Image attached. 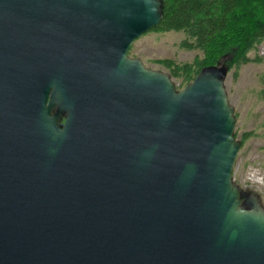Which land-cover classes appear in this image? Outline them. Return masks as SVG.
<instances>
[{
  "label": "water",
  "instance_id": "obj_1",
  "mask_svg": "<svg viewBox=\"0 0 264 264\" xmlns=\"http://www.w3.org/2000/svg\"><path fill=\"white\" fill-rule=\"evenodd\" d=\"M162 13L0 0V264H264V207L232 179L230 59L177 89L127 55Z\"/></svg>",
  "mask_w": 264,
  "mask_h": 264
},
{
  "label": "rangeland",
  "instance_id": "obj_2",
  "mask_svg": "<svg viewBox=\"0 0 264 264\" xmlns=\"http://www.w3.org/2000/svg\"><path fill=\"white\" fill-rule=\"evenodd\" d=\"M184 38L183 32L149 31L133 41L127 55L140 59L149 69L169 73L157 60L193 63L203 57L198 50L180 47ZM247 57L251 61L230 68L224 81L228 101L234 109V135L240 141L232 179L256 193L264 207V39L247 52ZM172 80L178 89L184 87L178 79Z\"/></svg>",
  "mask_w": 264,
  "mask_h": 264
},
{
  "label": "trees",
  "instance_id": "obj_3",
  "mask_svg": "<svg viewBox=\"0 0 264 264\" xmlns=\"http://www.w3.org/2000/svg\"><path fill=\"white\" fill-rule=\"evenodd\" d=\"M151 31L183 32L180 47L202 52L193 63L157 60L183 87L223 57L229 69L251 61L247 52L264 39V0H163L162 18Z\"/></svg>",
  "mask_w": 264,
  "mask_h": 264
},
{
  "label": "flooded vegetation",
  "instance_id": "obj_4",
  "mask_svg": "<svg viewBox=\"0 0 264 264\" xmlns=\"http://www.w3.org/2000/svg\"><path fill=\"white\" fill-rule=\"evenodd\" d=\"M60 122H63V120H61ZM239 187L245 192V194H248L249 191H250V190H248V189H246L244 187H241V186H239Z\"/></svg>",
  "mask_w": 264,
  "mask_h": 264
}]
</instances>
